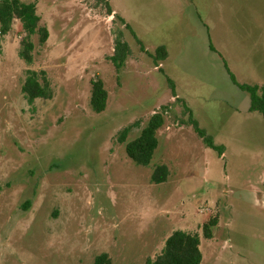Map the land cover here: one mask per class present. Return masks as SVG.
<instances>
[{"label":"rangeland","instance_id":"1","mask_svg":"<svg viewBox=\"0 0 264 264\" xmlns=\"http://www.w3.org/2000/svg\"><path fill=\"white\" fill-rule=\"evenodd\" d=\"M37 7L49 39L32 37V64L19 55L22 23L8 34L0 26V264H94L102 253L113 264H146L176 230L200 235L202 264H264V118L226 67L240 84L264 86V0ZM119 34L131 52L117 70ZM160 46L169 56L157 66ZM29 70L47 73L52 99L27 102ZM98 78L109 93L100 114L91 106ZM184 102L222 156L189 124ZM157 112L159 147L150 166H138L127 143ZM159 165L170 176L154 184ZM211 217L219 224L208 240Z\"/></svg>","mask_w":264,"mask_h":264},{"label":"trees","instance_id":"2","mask_svg":"<svg viewBox=\"0 0 264 264\" xmlns=\"http://www.w3.org/2000/svg\"><path fill=\"white\" fill-rule=\"evenodd\" d=\"M37 1L27 3L24 0H0V26L4 34H8L13 29L14 22L19 20L22 23L23 30L26 36L21 42L20 57L28 64L33 62V51L35 45L32 41L34 35L40 36V42L45 44L49 39V31L46 27L41 26V16L38 13ZM105 1V0H104ZM107 1V0H106ZM114 10L108 4V13L113 15ZM118 15L116 16V18ZM123 22L128 30H131L130 25L122 17H118ZM132 31V30H131ZM134 34V33H133ZM139 42L140 40L136 38ZM142 45V43L140 42ZM211 50L216 52V49L211 45ZM130 46L124 40L123 34H119L116 38V50L112 57L117 70H120L128 56L130 55ZM152 58L159 64L165 61L168 56V48L166 46L158 47ZM231 79L235 85L241 90L247 92L251 99V112H258L264 118V86L240 84L237 82L235 75L226 65ZM169 82L175 87L173 80ZM23 92L27 102L30 105L35 104L38 99H52L53 89L51 81L45 71L29 70L26 81L23 87ZM109 93L102 79L98 78L92 82L91 106L94 112L103 113L108 106ZM185 109L188 111L190 120L189 124L193 126L196 133L204 140L208 148L219 151L220 155L224 154V148L218 147L214 143L212 136L207 134V131L201 128L199 122L195 119L193 111L184 102ZM165 109V107H164ZM165 123V115L163 112L155 113L148 125L143 128L140 136L127 143L126 152L128 157L138 166L148 167L151 165L155 153L159 147L158 131ZM130 128L122 131L120 141L125 142L129 134ZM170 170L167 165H159L155 168L152 174V182L154 184H163L168 181ZM218 217H211L210 220L203 226V235L205 239L211 240L214 238V230L218 227ZM203 253L201 250V237L198 233H192L185 230H176L166 240L162 252L155 259H148L146 264H202ZM94 264H113L108 253H102L96 257Z\"/></svg>","mask_w":264,"mask_h":264}]
</instances>
